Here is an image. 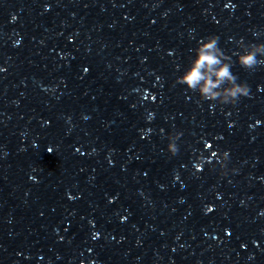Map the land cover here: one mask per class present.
Instances as JSON below:
<instances>
[{
    "label": "clouds",
    "instance_id": "obj_1",
    "mask_svg": "<svg viewBox=\"0 0 264 264\" xmlns=\"http://www.w3.org/2000/svg\"><path fill=\"white\" fill-rule=\"evenodd\" d=\"M206 39L208 42L203 46V49L199 54L196 55L192 67L182 75L178 76L176 83L185 85L188 89L197 92L202 101H215L220 104H235L240 97L248 95L249 87L246 83H238V78L236 77L235 84L231 88L224 90V100L221 102V93L214 91V89L225 80L231 82L235 75L232 73L230 67H223L222 69H216L215 71L213 70L214 66L218 63L217 58L213 53V49L219 47V38L215 34H212ZM257 64V59L254 53H249L246 56L241 57L240 66L244 69L252 70ZM213 76L215 79L212 78ZM167 147L172 155L177 154V143L170 144Z\"/></svg>",
    "mask_w": 264,
    "mask_h": 264
}]
</instances>
